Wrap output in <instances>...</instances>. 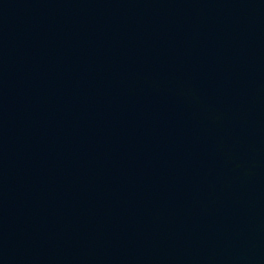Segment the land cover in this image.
Masks as SVG:
<instances>
[{
	"label": "water",
	"instance_id": "95a60500",
	"mask_svg": "<svg viewBox=\"0 0 264 264\" xmlns=\"http://www.w3.org/2000/svg\"><path fill=\"white\" fill-rule=\"evenodd\" d=\"M0 264H264V0H0Z\"/></svg>",
	"mask_w": 264,
	"mask_h": 264
}]
</instances>
